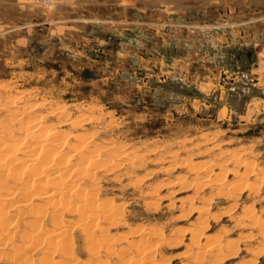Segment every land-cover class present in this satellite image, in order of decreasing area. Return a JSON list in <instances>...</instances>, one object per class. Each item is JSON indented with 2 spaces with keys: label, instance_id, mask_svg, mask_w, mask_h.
<instances>
[{
  "label": "rangeland",
  "instance_id": "374dc122",
  "mask_svg": "<svg viewBox=\"0 0 264 264\" xmlns=\"http://www.w3.org/2000/svg\"><path fill=\"white\" fill-rule=\"evenodd\" d=\"M0 149V264H264V0H0Z\"/></svg>",
  "mask_w": 264,
  "mask_h": 264
},
{
  "label": "bare ground",
  "instance_id": "6f19581e",
  "mask_svg": "<svg viewBox=\"0 0 264 264\" xmlns=\"http://www.w3.org/2000/svg\"><path fill=\"white\" fill-rule=\"evenodd\" d=\"M53 111H54V110H53ZM56 111H57V110H56ZM53 113H54V112H53ZM63 113H64V112H63ZM71 121H72V120H71ZM68 122H69V121H68ZM62 124H63V122H62ZM70 124H71V123H70ZM37 128H38V127H37ZM33 130H34V129H33ZM45 131H47V130H45ZM31 132H32V130H31ZM2 133H3V132H2ZM33 133H34V132H32V135H33ZM42 133H43V132H42ZM54 133H55V132H54ZM4 134H5V133H4ZM29 135H31V134H29ZM40 135H41V134H40ZM53 135H54V134H52L51 138L54 137ZM47 136H48V135H47ZM37 137H38V136H37ZM49 138H50V137H49ZM51 138H50V139H51ZM88 138H89V137H88ZM4 139H5V138H4ZM54 139L57 140L56 137H54L52 140H54ZM56 140H54V141L56 142ZM47 141H49V139H48ZM62 141H63V140H61L60 142H62ZM5 142H6V141H5ZM5 142H4V144H5ZM16 142H17V141H16ZM44 142L47 143L46 140H45ZM1 143H2V141H1ZM38 143H39V142H37V145H38ZM50 143H51V142H50ZM56 143H59V142H56ZM33 144H34V143H33ZM40 144H41V141H40ZM8 145H9V144H8ZM20 145H21V144H20ZM35 145H36V144H35ZM44 145H45V144H44ZM2 146H3V145H2ZM13 146H14V147H12L11 149L15 148L16 144H14ZM31 146L33 147L34 145L31 144ZM4 147H5V146H4ZM16 147H17V146H16ZM23 147H24V146H23ZM37 147H38V146H36V149H38ZM57 147H59V145H58ZM5 148H6V147H5ZM34 148H35V147H34ZM16 149H17V148H16ZM25 149H26V147H25ZM25 149H23V151H24ZM87 149H89V148H87ZM123 149H124V148H123ZM123 149H122V150H123ZM17 150H18V149H17ZM20 150H21V149H20ZM30 150H31V149H30ZM32 150H33V149H32ZM34 150H35V149H34ZM45 150H46V149H45ZM77 150H78V149H77ZM4 151H7V150H4ZM4 151H2V152H4ZM12 151H14V149H13ZM12 151H11V153H13ZM15 151H16V150H15ZM15 151H14V152H15ZM21 151H22V150H21ZM23 151H22V152H23ZM40 151H41V150H40ZM49 151H51V150H49ZM49 151L47 150V152H49ZM52 151H53V150H52ZM52 151H51V153H53ZM81 151H82V150H81ZM88 151H89V150H88ZM118 151H119V150H118ZM124 151H125V150H124ZM7 152H8V151H7ZM9 152H10V151H9ZM16 152H17V151H16ZM5 153H6V152H5ZM35 153H36V152H35ZM35 153H32V157L35 155ZM43 153H44V152H43ZM51 153H46V154H44L43 156H42V155H41V156H36L35 158H31V159L29 160V161H31L32 166H35V167H36V166L38 167L40 164H42L43 166L46 165L45 168H43L42 170L40 169V171L38 172V174H43V175H47V176L52 175V172H50L51 168L49 167V164H48V163L50 162V154H51ZM74 153H75V152H74ZM90 153H91V152H90ZM0 154H1V149H0ZM33 154H34V155H33ZM39 154H41V153H38V155H39ZM81 154H82V153H81ZM96 154H97V153H96ZM130 154H131V153H130ZM130 154H128V155H130ZM2 155H4V153L1 154V156H2ZM5 155H9V154L6 153ZM36 155H37V154H36ZM10 156H11V155H10ZM54 156H55V155L52 156V157H53L52 159H54ZM60 156H61V155H60ZM81 156H83V154H82ZM93 156H94V155H93ZM95 156H96V155H95ZM115 156H116V155H115ZM6 157H7V156H6ZM12 157H13V156H12ZM15 157H16V156H15ZM29 157H30V156H29ZM83 157H84V156H83ZM83 157H82V158H83ZM91 157H92V156H91ZM96 157H97V156H96ZM98 157H99V155H98ZM118 157H119V156H118ZM114 158H115V157H114ZM126 158H127V157H126ZM2 159H3V156H2ZM2 159H1V161H2ZM6 159H7V158H6ZM6 159L1 163V165H2L5 161H8V160H6ZM90 159H92V158H90ZM90 159H88V160L90 161ZM97 159H98V158H97ZM13 160L15 161L14 157H13V159L10 158L9 161L11 162V161H13ZM16 160H17V158H16ZM55 160H56V159H55ZM55 160H54V161H55ZM83 160H84V159H83ZM111 160H112V159H111ZM1 161H0V162H1ZM131 161H132V160H131ZM15 162L17 163V161H15ZM15 162H14V163H15ZM79 162H80V161H79ZM82 162H83V161H82ZM85 162H86V161H85ZM92 162H94L93 159H92ZM56 163H58V162H56ZM111 163H112V162H111ZM71 164H73V163H71ZM79 164H80V163H79ZM84 164H85V163H84ZM104 164H105V163H104ZM115 164H116V161H115ZM118 164H119V163H118ZM1 165H0V166H1ZM7 165H8V164H7ZM25 165H26V164H25ZM25 165H24V166H25ZM47 165H48V166H47ZM61 165H62V163H61V161H60V165H57V166H61ZM65 165H66V164H64L63 166L65 167ZM88 165L90 166L91 163L89 164V162H88ZM99 165H100V164H99ZM116 165H117V164H116ZM2 166H3V165H2ZM16 166H17V165H16ZM51 166H53V165H51ZM63 166H62V168H64ZM77 166H78V165H77ZM80 166H81V165H80ZM91 166H92V165H91ZM94 166H95V164H94ZM97 166H98V165H97ZM105 166H106V165H105ZM117 166H118V165H117ZM6 167H7V168H4V166H3V169H4V170H6V169L8 170V166H6ZM11 167H12V166H11ZM18 167H19V165H18ZM21 167H22V166H21ZM37 167H36V168H37ZM40 167H41V166H40ZM40 167H39V168H40ZM70 167H71V166H70ZM84 167H85V166H84ZM86 167H87V164H86ZM15 168H16V167H15ZM15 168L12 167V168H10V169H14V170H13V171H12V170H9V171H11V172H15ZM24 168H26V166H25ZM27 168H28V167H27ZM32 168H33V167H32ZM57 168H58V167H57ZM66 168H67V167H66ZM71 168H72V167H71ZM75 168H76V167H75ZM81 168H82V166H81ZM3 169H1V170L4 171ZM17 169H20V168H17ZM73 169H74V168H73ZM82 169H83V168H82ZM87 169H90V168H87ZM31 170L33 171L34 168H33V169H30L29 171H31ZM35 170H37V169H35ZM59 170H60V168H59ZM64 170H65V169H64ZM67 170H68V168H67ZM67 170H66V171H67ZM71 170H72V169H71ZM19 171H21V170H19ZM56 171H58V170H56ZM79 171H80V170H79ZM89 171H90V170H89ZM89 171L87 170L88 174H89ZM17 172H18V171H17ZM17 172H16V173H17ZM22 172H23V171H22ZM27 172H28V171H27ZM34 172H36V171H34ZM34 172H33V173H34ZM68 172H69V171H68ZM72 172H73V170L71 171V173H72ZM91 172H92V171H91ZM91 172H90V175L92 174ZM18 173H20V172H18ZM28 173H29V172H28ZM60 173H61V174H60ZM60 173H59V175H62V171H61ZM64 173H66V172H64ZM83 173H84V172H83ZM1 174H2V173H1ZM10 174H11V173H10ZM24 174H25V173H24ZM54 174H55V173H54ZM80 174H81V172H80ZM85 174H86V173H85ZM88 174H87V175H88ZM18 175H19V174H18ZM30 175H31V174H28V177H29ZM56 175H58V173H56ZM56 175H55V176H56ZM59 175H58V176H59ZM69 175H72V174H69ZM90 175H89V177H90ZM3 176H4V175L2 174L1 178H2ZM5 176H7L6 178L10 177V176H8V175H5ZM12 176H13V175H12ZM20 176L22 177V175H20ZM26 176H27V174H26ZM35 176H36V175H35ZM47 176H46V177H47ZM55 176L47 177L46 179H48V180H45V181H49V180H51V182L54 183V187L52 188V185H53V184H52V185H51V189L49 188V190L52 191L51 193H54V192L59 191V190H62L63 187H65V188L67 187V189H65V190H67V191H68V187H71V188H72V185H71V184H69L70 186H69V185H65V184H68L69 182H68V183L60 182L61 180H60V181L58 180V182L54 181V180H56V177H55ZM75 176H76V175H75ZM94 176H95V175H94ZM14 177L16 178L17 175L15 174ZM38 177H39V176H38ZM53 177H54V178H53ZM59 177H61V176H59ZM85 177H86V176H85ZM3 178H4V177H3ZM18 178H20V177H18ZM18 178H16V179H18ZM22 178H23V177H22ZM30 178H31V177H30ZM35 178H36V177H35ZM40 178H41V177H40ZM96 178H97V177H96ZM27 179H29V178H26V181H27ZM58 179H60V178H58ZM61 179H62V178H61ZM65 179H66V177H65ZM1 180H2V179H1ZM3 180H4V179H3ZM40 180H41V179H40ZM71 180H72V179H71ZM74 180H75V179H73V181H74ZM76 180H77V178H76ZM18 181L20 182V180H18ZM18 181H17V183H19ZM31 181H32L33 184H34L33 179H32ZM63 181H64V180H63ZM178 181H179V180H178ZM39 182H40V181H39ZM74 182H75V181H74ZM79 182H80V181H79ZM92 182H93V181H92ZM3 183H5V182H3ZM21 183H22V180H21ZM26 183H27V182H26ZM29 183H30V182H29ZM29 183H28V184H29ZM37 183H38V181H37ZM41 183H42V182H41ZM48 183H50V182H48ZM48 183H47V184H48ZM72 183H73V182H72ZM9 184H10V183H9ZM22 184H24V183H22ZM39 184H40V183H39ZM55 184H56V186H55ZM76 184H78V183H76ZM42 185H43V184H42ZM4 186H5V184H4ZM12 186H13V185H12ZM22 186H23V185H22ZM22 186H21V187H22ZM26 186H28V187H32V186H29V185H26ZM75 186H76V185H75ZM88 186H89V185H88ZM21 187H19V188H21ZM24 187H25V186H24ZM28 187H27V188H28ZM35 187H38V186H35ZM76 187H77V186H76ZM184 187H185V186H184ZM27 188H26V191H27ZM8 189H9V188H8ZM23 189H24V188H23ZM69 189H70V188H69ZM72 189H73V188H72ZM18 190H19V189H18ZM77 190L80 191L81 189L79 188V189H77ZM15 191H16V190H15ZM23 191H24V190H23ZM85 191H86V190H85ZM10 192L12 193V190H11ZM38 192H39V191H38ZM40 192H42V191H40ZM44 192H45V191H44ZM59 192H60V191H59ZM62 192H63V191H62ZM64 192H65V191H64ZM64 192H63V193H64ZM82 192H83V190L81 191V193H82ZM11 193H10V196H11ZM49 193H50V192H49ZM57 193H58V192H57ZM60 193H61V192H60ZM60 193H59V196H60ZM67 193H70V190H69V192H67ZM12 194H13V193H12ZM19 194H21V193H19ZM64 194H65V193H64ZM71 194H72V193H71ZM21 195H23V196L25 197V195H27V193H26V194L24 193V194H21ZM21 195H20V196H21ZM28 195H29V194H28ZM28 195H27V196H28ZM34 195L37 196V194H34ZM39 195H40V194H39ZM41 195L44 196V195H47V194H43V193H42ZM41 195H40V196H41ZM55 195H57V194H55ZM74 195H77V196H79V198H81L80 195L83 196L84 194L82 193V194H79V195H78L77 192H76ZM89 195L91 196V193H89ZM6 196H7V195H6ZM27 196H26V197H27ZM36 196H35V197H36ZM51 196H52V194H51ZM53 196H54V195H53ZM57 196H58V195H57ZM64 196H65V195H64ZM64 196H63V197H64ZM71 196H72V195H71ZM71 196H70L69 198H71ZM77 196H76V197H77ZM87 196H88V195H87ZM8 197H9V194H8ZM21 197H22V196H21ZM28 197H32V196L29 195ZM41 197H42V196H41ZM49 197H50V196H49ZM49 197H48V198H49ZM66 197H68L67 194H66ZM83 197H84V196H83ZM83 197H82V199H83ZM95 197H96V194H95ZM9 198H10V197H9ZM12 198H13V196H12ZM73 198H74V197H73ZM15 199H16V198H15ZM21 199H22V198H21ZM23 199H24V198H23ZM31 199H32V198H31ZM50 199H53V197H52V198L50 197ZM50 199H49V200H50ZM58 199H59V198H58ZM64 199H65V198H64ZM65 200H66V199H65ZM65 200H63V201H59V200H58L60 203L63 202V203H62V206L64 207L63 210H65L64 203L67 202V204H69L68 201H65ZM67 200H69V199H67ZM70 200H72V199H70ZM74 200H75V199H74ZM84 200H85V199H84ZM88 200H89V199H88ZM22 201H23V200H22ZM22 201L20 202L21 204H22ZM24 201H25V200H24ZM26 201H27V200H26ZM28 201H30V200H28ZM53 201H54V199H53ZM53 201H52V202H53ZM56 201H57V198H56ZM64 201H65V202H64ZM72 201H73V200H72ZM72 201H70V202L73 203L74 205H75L76 202L78 203V201H76V202H72ZM80 201H81V200H80ZM90 201H91V200H90ZM90 201H89V203H90ZM94 201H95V200H94ZM16 202H19V201H16ZM31 202H33V201H31ZM31 202H30V203H31ZM49 202H51V200H50ZM83 202H84V201H83ZM27 203H28V202H27ZM53 203H57V202H53ZM60 203H59V204H60ZM79 203H80V202H79ZM103 203H104V202H103ZM18 204H19V203H18ZM23 204H24V203H23ZM91 204H92V202H91ZM91 204H88V205H89L88 208H89V207H94V206L97 207V205H98V204H97V205H96V204H93L94 206H92ZM104 204H105V203H104ZM15 205H16V203H15ZM15 205H14V206H15ZM52 205H53V204H52ZM54 205H55V207H56L57 204H54ZM54 205H53V206H54ZM70 205H71V204H70ZM81 205H82V204H81ZM105 205H106V204H105ZM105 205H104V206H103V205H100V206H102L103 208H105ZM16 206H17V205H16ZM29 206H30V205H29ZM71 206H72V205H71ZM78 206H79V205H78ZM107 206H108V205H107ZM19 207H20V206H19ZM26 207H27V206H26ZM60 207H61V206H60ZM82 207H83V206H81V207H79V208H82ZM108 207H109V206H108ZM0 208L2 209V207H0ZM67 208H68V206H67ZM73 208H74V209L71 208V211H74V210H75V207H73ZM77 208H78V207H77ZM94 208H95V207H94ZM116 208H117V207H116ZM1 209H0V210H1ZM21 209H23V208H21ZM21 209H19V210H21ZM24 209H25V208H24ZM33 209H34V208H32L31 210H33ZM105 209H106V208H105ZM112 209H113V208H112ZM16 210H17V209H16ZM34 210H36V209H34ZM69 210H70V206H69ZM76 210H77V209H76ZM76 210H75V212H76ZM80 210H81V209H80ZM94 210L96 211V209H94ZM97 210H98V209H97ZM102 210H103V209H102ZM107 210H110V211H111V208H110V209H107ZM36 211H37V210H36ZM43 211H44V210H42V212H43ZM71 211H70V212H71ZM82 211H83V210H81V212H82ZM203 211H204V209H203ZM0 212H1V211H0ZM4 212H5V210H4ZM34 212H35V211H33V213H34ZM83 212H84V211H83ZM103 212H104V210H103ZM5 213H6V212H5ZM5 213H4V215H5ZM19 213H21V212H19ZM44 213H46V211H44ZM108 213H109V212H108ZM0 214H1V213H0ZM2 214H3V211H2ZM55 214H56V213H55ZM55 214H54V212H53V214H51V215H52V216H53V215L56 216ZM78 214H79V213H78ZM96 214H98V213H96ZM102 214H103V213H102ZM105 214H107L106 211H105ZM41 215H43V213H41ZM44 215H45V214H44ZM93 215H95V214L93 213V214H92V217H94ZM111 215H112V214H111ZM0 216H1V215H0ZM35 216H36V215H35ZM54 216H53V221H54V219H55V221H56L59 217L56 218V217H54ZM98 216H99V215H98ZM98 216L95 215L96 218H98ZM107 216H108V215H107ZM107 216H105V217L107 218ZM105 217H104V218H105ZM43 218H44V217H43ZM108 218H109V217H108ZM1 220H3V217H2ZM37 220H38V219H37ZM61 220H62V219H61ZM61 220H60V222L57 221V223H55V221H54V226H55V227L57 226L56 229H58V225H56V224L59 223V225H60V224H61ZM85 220H86V219H85ZM62 221H63V220H62ZM1 222H3V221H1ZM62 223H63V222H62ZM80 223H81V222H80ZM84 223H85V222H84ZM2 224H3V223H2ZM201 224H202V223H201ZM0 225H1V223H0ZM36 225H37V224H36ZM63 225H64V224H62V226H63ZM87 225H88V224H87ZM198 225H199V224H198ZM34 226H35V224H34ZM65 227H66V225H65ZM32 228H34V227L32 226ZM37 228H38V227H37ZM83 228H84V227H83ZM34 229H35V228H34ZM39 229H40V228H39ZM67 230H68V229H67ZM197 230H198V229H197ZM197 230H196V232H197ZM34 231H35V230H34ZM49 231H50V229H49ZM65 231H66V230H65L64 227H63V228H62V227H61V228L59 227V230H58V231H55V232H57V234L62 235V236L65 237V236H66V235L64 234ZM193 231H194V230H193ZM199 231H200V229H199ZM51 232H52V230L48 233V235H49ZM148 232H149V231H148ZM150 233H151V232H150ZM42 234H43V233L41 232V236H42ZM57 234H56V235H57ZM202 234H203V233H202ZM31 235H32V234H31ZM50 235H53V234H50ZM199 235H200V234H199ZM46 236H47V235H46ZM62 236H61V237H62ZM68 236H69V234H68ZM88 236H89V235H88ZM104 236H105V235H104ZM196 236H198V235H196ZM202 236H203V235H201V237H202ZM53 237H56V236L53 235ZM57 237H58V236H57ZM64 237H62V238H64ZM66 237H67V236H66ZM27 238H28V235H27ZM36 238H37V237H36ZM62 238H60V239H62ZM67 238H69V237H67ZM160 238H161V237H160ZM195 238H196V237H195ZM29 239H30V240L33 239L32 236H30ZM39 239H40V237H39ZM41 239H42V237H41ZM60 239H59V240H60ZM36 240H37V239H35V241H36ZM42 240H43V239H42ZM52 240H53V239H52ZM55 240H56V239H55ZM162 240H163V239H162ZM215 240H216V239H215ZM215 240H214V242H215ZM219 240H220V238H219ZM49 241H50V239L48 240V242H49ZM57 241H58V240H57ZM194 241H195V240H193V242H194ZM212 241H213V239H212ZM30 242H31V241H30ZM30 242H28V243H30ZM36 242H37V241H36ZM38 242L40 243L41 241H38ZM50 242H51V241H50ZM54 242H56V241H54ZM104 242H105V239H104V241H103L102 243H104ZM107 242H108V240H107ZM217 242H218V241H217ZM39 243H38V244H39ZM60 243H61V241H60ZM60 243H59V244H60ZM219 243H220V242H219ZM63 244H64V242H63ZM63 244H61V245H63ZM194 244H195V243H194ZM215 244H216V243H215ZM215 244H213V246H214ZM228 244H229V243H228ZM31 245L34 246L35 244H34V245L31 244ZM39 245H40V244H39ZM41 245H42V244H41ZM211 245H212V243H211ZM211 245H210V246H211ZM54 246L56 247V246H58V245H54ZM54 246L52 245V247H54ZM65 246H66V247L68 246L67 241L65 242V245H64V246H60V247H62L61 249H63V247H65ZM208 246H209V245H208ZM35 247H36V246H35ZM52 247H50V248H52ZM195 247H196V246H195ZM218 247H219V245H218ZM53 249H54V248H53ZM58 249H59V248H58ZM61 249H60V250H61ZM214 249H215V246H214ZM48 250H49V249H48ZM68 250H69V249H68ZM205 250H206V249H205ZM215 250H216V249H215ZM51 251H52V250H51ZM61 251H63V250H61ZM212 251H213V250H212ZM63 252H64V251H63ZM63 252H62V253H63ZM65 252H66V249H65ZM93 252H95V251H93ZM145 252H146V251H144V253H145ZM152 252H153V251H152ZM190 252H191V251H190ZM68 254H69V252H68ZM189 254H190V253H189ZM192 254H193V251L191 252L190 255H192ZM66 255H67V254H66ZM149 255H150V254H149ZM149 255H147V256H149ZM153 255H154V253H153ZM187 255H188V254H187ZM194 255H195V254H194ZM194 255H192V256L194 257ZM140 256H141V255H140ZM140 256H139V257H140ZM197 256H198V255H196L195 257H197ZM67 257H69V256H67ZM152 257L154 258V256H151V257H149V258H152ZM142 258H143V257H142ZM147 258H148V257H147ZM126 259H127V258H126ZM145 259H146V258H145ZM145 259H144V262H145V263H148V262L145 261ZM166 259H167V258H166ZM196 259H197V262H198L199 259H198V258H196ZM129 260H130V259H129V257H128V261H129ZM132 260H133V259H132ZM155 260H156V259H154V261H155ZM164 260H165V259H164ZM44 261H45V260H44ZM98 261H99V260H98ZM138 261H139V260L136 259L135 262L137 263ZM150 261H151V260H150ZM157 261H158V260H157ZM48 262H49V261H48ZM73 262H74V261H73ZM95 262H96V261H95ZM102 262H103V261H102ZM104 262H105V261H104ZM123 262H124V261H123ZM126 262H127V261H126ZM126 262H125V263H126ZM133 262H134V261H133ZM144 262H143V264H144ZM151 262H153V260H152ZM159 262H160V261H159ZM159 262H157V263H159ZM162 262H164V261H162ZM167 262H168V260H166V263H167ZM42 263H43V262H42ZM50 263L52 264L51 260H50V262H49L48 264H50ZM98 263H99V262H98ZM130 263H131V261H130ZM138 263H141V264H142V262H138ZM149 263H150V262H149ZM160 263H161V262H160ZM164 263H165V262H164ZM131 264H132V263H131ZM134 264H135V263H134ZM194 264H195V263H194Z\"/></svg>",
  "mask_w": 264,
  "mask_h": 264
}]
</instances>
